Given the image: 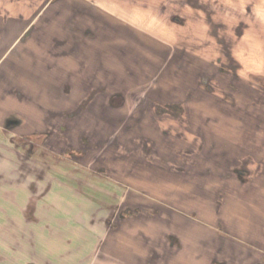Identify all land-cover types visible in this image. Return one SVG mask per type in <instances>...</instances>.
I'll return each instance as SVG.
<instances>
[{"label": "rangeland", "instance_id": "rangeland-1", "mask_svg": "<svg viewBox=\"0 0 264 264\" xmlns=\"http://www.w3.org/2000/svg\"><path fill=\"white\" fill-rule=\"evenodd\" d=\"M260 108L264 0H0V110L46 112L122 199L110 214L57 208L39 168L18 215L0 199V264H236L264 191L250 169Z\"/></svg>", "mask_w": 264, "mask_h": 264}, {"label": "crops", "instance_id": "crops-1", "mask_svg": "<svg viewBox=\"0 0 264 264\" xmlns=\"http://www.w3.org/2000/svg\"><path fill=\"white\" fill-rule=\"evenodd\" d=\"M66 78L69 79L68 76ZM70 82V79L58 81L59 85H56L54 93H57V95L63 94L66 85L70 84ZM71 103H75V101H71ZM39 113L42 114L30 112L32 115L28 113L25 116L30 121H33L34 118L38 121L36 127H34L35 122L28 123V121H25V117L19 118L21 119L19 120L9 114L7 115L4 110H0V199L8 200L9 206L14 203L13 205L16 208L14 207L15 211L13 212L16 214L10 213V215H18V201L28 200L29 196L32 195V193L29 195L27 186L28 184L34 185V182L37 181L34 173H37L36 170H39V168L41 169L40 181L42 183H44V178L49 181L52 176L56 181L58 180L56 183L57 190L53 191L56 197H52L59 201L57 202V208L75 207L76 203H81L84 204L86 209L90 210V213L92 209L99 206H102L103 210H105L100 214L112 213L113 206L122 200L119 195L114 197V184L117 181L112 179L111 175H98L103 170L95 161L91 160L95 155H92L91 158L87 155L85 147L80 146L76 150L69 148L70 151H67L63 143L56 142L53 136H59V134L55 131L56 129L52 131L50 127L48 128L50 122L47 113ZM257 114H259L261 123L257 122L254 126L255 116L254 112H251L253 126L249 129V135L251 136L250 169L251 173L256 174L253 180L256 178L258 182L264 184V112L260 108ZM256 119L258 120V117ZM18 136L26 137L27 140L19 143ZM32 136L42 137V142L35 143L31 139ZM67 138L71 143L73 142L72 138ZM19 146L23 147V150ZM21 152L25 153V157L23 156L25 158L24 161H22L23 159L19 161ZM73 154L80 159L74 160L71 158L72 160H70L68 156L73 157ZM55 158H58L64 165H59V161L52 162V164L50 161L55 160ZM62 179L65 181H62ZM103 180L104 185L100 183ZM103 186L109 187L103 188ZM83 189L89 193H86ZM97 192H99V195ZM95 193L98 195L97 197L93 195ZM255 197H258V205L256 207L253 206L250 212V238H248L249 236L243 237L242 233L238 235L239 232L236 234V264H264V237L261 234L264 233V191L261 189L255 194ZM43 200H45V197ZM20 205L23 206V204ZM42 206H44V203H42ZM108 206L110 207L109 209H107ZM254 210L256 211L253 214ZM2 231L0 228V232ZM247 245L255 249L251 251L250 255L254 254L251 257L244 255V249L247 248ZM238 258L239 261L237 260Z\"/></svg>", "mask_w": 264, "mask_h": 264}]
</instances>
